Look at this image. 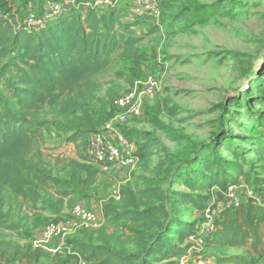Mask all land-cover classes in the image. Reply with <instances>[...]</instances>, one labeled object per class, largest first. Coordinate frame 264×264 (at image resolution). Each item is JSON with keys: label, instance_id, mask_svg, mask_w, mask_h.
<instances>
[{"label": "rangeland", "instance_id": "374dc122", "mask_svg": "<svg viewBox=\"0 0 264 264\" xmlns=\"http://www.w3.org/2000/svg\"><path fill=\"white\" fill-rule=\"evenodd\" d=\"M14 1L24 13L47 2ZM158 3L159 12L151 21L129 31L147 36L137 46L146 61L136 70L131 61L117 57L110 69L97 78L101 87L90 107L100 121L97 129L77 143H68L62 132L53 129L41 151L52 175L69 182L71 170L63 160L87 164L91 136L110 127L116 126L125 134L148 133L159 143L152 144L145 156L137 157L144 143L139 140L138 144L130 138L136 160L127 167L87 164L97 171L96 181L89 190L69 185L66 189L69 195L64 199L51 189L42 192L36 204L0 207L6 220L19 228L18 232L0 229V240L46 246L42 235L45 226L53 221L72 220L75 208L80 206L95 213L97 227L77 230L63 243L54 240L53 251L67 248L61 251L67 256L72 250L69 240L102 244L108 237H120L118 249L141 253L145 245L151 244L150 236L157 228L114 222L105 216L103 207L120 206L121 201L113 199L114 192L121 194L124 190L149 187L166 191L169 197L166 204L173 217L182 222L196 221L197 227L201 226L205 210L218 204L220 198L211 196L206 209L198 211L182 203L172 205V191L189 192L184 184L178 185V174L192 166L198 168L196 162L204 155V149L222 137H227V146L231 145L247 160L244 171L249 178L241 177L239 183L246 182L259 189L256 181L264 180V159L250 153V143L258 137L264 139V0H158ZM152 30L154 33L149 34ZM150 87H154L153 97L147 94ZM129 90L138 94L143 113L120 123L113 100ZM258 117L260 123L256 122ZM220 155L234 159L233 152L228 150H221ZM82 177L86 174L82 173ZM132 230L143 235L137 237ZM111 245L115 243L111 241ZM204 245L201 254L207 256L209 249ZM212 252L214 263L236 250L213 248ZM192 255H185L184 264H194ZM41 262L55 264L49 259Z\"/></svg>", "mask_w": 264, "mask_h": 264}, {"label": "trees", "instance_id": "16d2710c", "mask_svg": "<svg viewBox=\"0 0 264 264\" xmlns=\"http://www.w3.org/2000/svg\"><path fill=\"white\" fill-rule=\"evenodd\" d=\"M78 2L72 16L34 31L24 24L25 13L14 0H0V207L36 204L42 192L51 189L63 199L69 195L66 189L70 186L89 190L96 181V170L78 160L64 159L65 167L71 170L70 181L65 182L52 175L41 146L53 129L62 132L68 143L88 138L100 124L90 108L101 87L97 78L110 69L117 57L131 61L136 70L146 61L137 46L147 36L129 31L148 23L153 15L127 20L115 11L92 9L90 0ZM256 119L261 122L259 117ZM127 135L138 144L139 140L144 143L137 157L145 156L152 144L159 143L148 133L134 131ZM228 140L222 137L213 142L197 160L198 168L192 166L178 174V185L184 184L189 192L172 191V205L182 203L203 211L211 196L217 195L221 201L228 186L238 184L241 177L249 178L244 171L246 158L227 146ZM250 145V153L264 159V139L255 138ZM221 150L233 152L234 159L223 158ZM256 182L264 187V180ZM168 199L166 191L149 187L124 190L119 207L104 205L105 216L114 222L157 228L150 236L151 244L145 245L141 253L118 249L120 237H108L102 244L69 240L72 250L67 256L40 243L0 240V264H42L43 259L55 264L81 260L95 264H175L179 256L191 251L188 239L196 233L197 222L173 217L166 204ZM220 216L214 223V235L205 242L206 248L242 253L224 256L218 264L264 262V206L249 200L238 207L224 208ZM0 229L19 230L1 212ZM132 231L137 237L143 235ZM192 253L193 259L201 255ZM203 257L208 259L209 255Z\"/></svg>", "mask_w": 264, "mask_h": 264}, {"label": "built area", "instance_id": "2783aa9c", "mask_svg": "<svg viewBox=\"0 0 264 264\" xmlns=\"http://www.w3.org/2000/svg\"><path fill=\"white\" fill-rule=\"evenodd\" d=\"M38 9H30L23 16L24 24L34 31H41L53 25L61 18L70 17L78 9V0H55L42 4ZM89 6L99 12L115 11L119 12L123 8H129V13L125 16L127 20L146 15L155 16L158 14V0H90ZM149 97L154 96V87L147 90ZM113 108L117 112V119L120 123L127 122L129 118H138L143 113V106L138 94L132 90L118 95L113 100ZM90 150L87 164L99 166H123L132 165L135 160V150L133 143L127 134L122 133L116 126L110 127L107 131L97 133L90 138ZM114 201L121 200V194L114 192ZM252 200L257 206H264V187L255 189L247 184L238 183L227 187L223 193V199L213 208L205 210L203 223L197 227L196 233L191 235L188 242L194 250L202 253L200 249L206 240L214 235V223L221 216V211L226 207H238L247 201ZM97 227V216L92 210L83 207H76L73 219L70 221L60 220L50 222L43 229V240L51 244L54 240L64 241L73 235L77 230H92ZM205 246V245H204ZM187 256H180L175 264H184ZM87 260H81L79 264H87ZM194 264H208L202 254L194 260Z\"/></svg>", "mask_w": 264, "mask_h": 264}, {"label": "crops", "instance_id": "0c3cea01", "mask_svg": "<svg viewBox=\"0 0 264 264\" xmlns=\"http://www.w3.org/2000/svg\"><path fill=\"white\" fill-rule=\"evenodd\" d=\"M34 3V2H33ZM31 9H35V8H31ZM129 8H123V9H121L119 12H118V14H120L124 19H125V16H127L128 15V13H129ZM132 29H134L135 31L137 30V26H135V27H133ZM60 242H62V241H60ZM63 243V242H62ZM62 243H60V247H61V245H62ZM45 247H47V248H49L50 250H55V247H53V244L51 243V244H48V245H46ZM213 248H215V249H219L220 247H211V248H209V257H208V259H207V262H208V264H218L219 262H217V261H215L214 263H213ZM220 249H223V248H220ZM64 250L65 251H67V248H64V249H62L61 251H63L64 252ZM233 250V249H232ZM234 250H236V249H234ZM69 251V250H68ZM240 253H242V251L241 250H236V252L235 253H233V254H240ZM233 254H229V255H227V256H230V255H233ZM90 264H95V263H93V262H89Z\"/></svg>", "mask_w": 264, "mask_h": 264}]
</instances>
